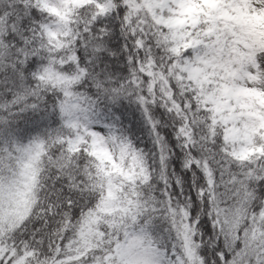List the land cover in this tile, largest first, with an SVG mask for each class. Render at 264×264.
<instances>
[{"label": "snow or ice", "instance_id": "1", "mask_svg": "<svg viewBox=\"0 0 264 264\" xmlns=\"http://www.w3.org/2000/svg\"><path fill=\"white\" fill-rule=\"evenodd\" d=\"M0 264H264V0H0Z\"/></svg>", "mask_w": 264, "mask_h": 264}]
</instances>
